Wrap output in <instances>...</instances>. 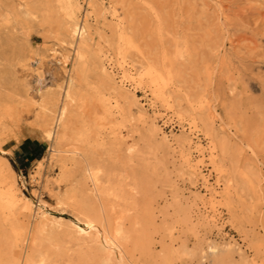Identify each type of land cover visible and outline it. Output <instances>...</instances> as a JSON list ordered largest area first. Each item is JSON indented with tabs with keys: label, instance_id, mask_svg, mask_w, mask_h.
<instances>
[{
	"label": "rangeland",
	"instance_id": "obj_1",
	"mask_svg": "<svg viewBox=\"0 0 264 264\" xmlns=\"http://www.w3.org/2000/svg\"><path fill=\"white\" fill-rule=\"evenodd\" d=\"M77 1L78 20L93 25L95 41L98 32L107 41L101 61L95 45L86 53L81 85L92 109H77L71 118L83 135L61 144L76 150V159L65 160L67 169L62 168L31 113L1 129L9 143L0 159L9 163L21 195L33 204L22 225L37 235L34 259L97 261L102 246L81 243L70 228L82 225L84 211L112 232V217L105 218L87 194L91 185L84 167L90 164L107 188L116 187L119 197L110 201L124 212L119 247L102 249L113 264H264V91L258 84L264 83V0H92L93 8L88 0ZM0 3L2 13L10 12L9 20L0 22V104L11 96L28 102L38 101L40 92L56 93L74 55L58 1ZM118 22L138 45L124 61L115 48ZM162 52L173 80L184 85L197 107L195 122L194 108L183 91L172 92L171 80L162 87L167 103L146 77H121L123 68L135 72L145 61L160 65ZM98 61L113 81H104ZM114 82L126 96L118 97L115 118L101 121L97 99L114 100ZM210 131L229 150L224 156L215 153L224 161L220 172L210 159ZM32 142L45 144L37 157L28 154ZM185 158L201 162L199 173H191ZM41 211L51 220L41 222ZM14 217L8 208L0 209V256L11 250L15 228L20 230ZM27 246L22 243L25 253Z\"/></svg>",
	"mask_w": 264,
	"mask_h": 264
},
{
	"label": "bare ground",
	"instance_id": "obj_2",
	"mask_svg": "<svg viewBox=\"0 0 264 264\" xmlns=\"http://www.w3.org/2000/svg\"><path fill=\"white\" fill-rule=\"evenodd\" d=\"M59 3V8L62 12V29L67 38L70 39V44L74 50V55L72 56L70 74L66 79L65 85L61 86V89L56 93L53 91L40 92L38 101H29L23 99L21 96H11L3 103L0 104V153L4 154L5 146L9 143L7 135H4L2 128L8 124H18L21 122L23 117H26L29 113L33 115V126L38 128L40 137L49 142L50 146L48 150L53 156L54 159L61 163V166L66 170L65 160L76 159L75 154L78 152L70 148H62L61 144L66 138L74 137L78 132L74 130V125L71 120L72 115L76 112L77 109L89 110L92 109V103L90 102V95H87L81 85V75L83 71L84 62L86 60V53L89 49H92V45L96 46L95 49L97 52L98 60L101 61L100 54L104 52V43L107 41L103 35L99 32L98 40L95 41L93 25H91L88 20L85 18L83 21L78 20V13L80 12L81 5L77 0H57ZM31 2L25 3L23 5L24 12L28 13V6ZM94 1L88 0V7L93 8ZM2 5L0 3V22L8 21L10 18V12L5 11L2 13ZM90 12V11H86ZM115 9L113 8V14ZM85 13V15H86ZM117 26V43H116V52L118 56L124 61L127 59L129 49H138L137 42L134 39L133 33L126 27L120 28V23L116 24ZM56 52V50H54ZM99 54V55H98ZM160 65L156 62H144L140 67L133 72V68H123L121 77L122 78H131L135 79L134 75L138 76V79L146 77L155 87V93L161 96L167 103H171L168 99V96L163 92L162 87L167 82V80L172 81V92H184L187 97L188 103L194 108L186 90H183L182 84H179L177 80H173L174 71L171 64L165 63L167 61L166 55L162 52ZM63 62L68 61V56H63ZM97 68L100 72L101 77L104 81L109 82L113 81V77L105 68L102 63L97 64ZM115 82L112 84V89L114 90V100H111V97H99L97 103L102 110V113H99V120L107 121L108 118H115V113H117L118 107V97L126 96V92L119 91L122 90L120 85L116 86ZM261 89L264 91V83H258ZM182 85V86H181ZM125 93V94H123ZM117 96V97H116ZM128 96V95H127ZM171 106V104H170ZM200 107V104L198 105ZM195 107L191 112L192 122H195L197 118ZM119 113V111H118ZM4 125V126H1ZM78 135H83L82 132ZM210 159L213 162L214 167L220 172L224 170L223 160L221 158L215 159V153L225 155L228 153V148L226 143L223 140H219L214 136L213 132L210 131ZM116 139H118L116 137ZM130 151L131 147H127ZM66 153L70 155H66ZM77 162L79 160H76ZM188 168L191 173H199L201 168V162L199 160H192L185 158ZM84 176L90 182L91 187L88 189L87 194L99 204V210L107 218L108 216L112 217V232L106 231L107 229L102 225L96 222L89 216V213L83 211L85 220L80 224L72 223L70 225L71 230L78 235L76 238L81 243L96 242L99 243L101 248L98 250V258L95 264H113L112 258L109 254L103 251V247L112 251L113 248L119 247L118 241L123 237L124 230L119 224V220L124 216L123 211L118 209L119 204L115 201H110L111 198H118V193L116 187L107 188L104 183L99 179L98 168H95L93 165L87 164L84 167ZM242 181H245V176L243 174L238 176ZM230 179V180H229ZM231 178H227L226 186L231 184ZM209 199L212 200L214 197V192L209 190ZM111 197V198H110ZM76 203V196H71ZM32 202L26 197L22 196L16 180L14 179L13 173L10 169L9 163L4 159H0V209L3 210L8 208L15 218V223L20 225V230L14 233L15 240L11 250L7 255L0 256V264H46V259L44 256H40L38 260L34 259V251L37 241L36 233L27 230L24 225H22V218L26 213L30 214L32 211ZM88 211L89 209H85ZM40 221L46 222L49 217L48 214L44 211L40 212ZM51 220V219H49ZM54 221V220H53ZM16 231V232H15ZM28 242V251L26 253L21 249L22 243ZM101 253L102 256L99 254ZM120 256V254H119Z\"/></svg>",
	"mask_w": 264,
	"mask_h": 264
},
{
	"label": "trees",
	"instance_id": "obj_3",
	"mask_svg": "<svg viewBox=\"0 0 264 264\" xmlns=\"http://www.w3.org/2000/svg\"><path fill=\"white\" fill-rule=\"evenodd\" d=\"M45 148L44 143L32 142L29 144L28 154L32 157H37L39 155L38 151L42 152Z\"/></svg>",
	"mask_w": 264,
	"mask_h": 264
}]
</instances>
